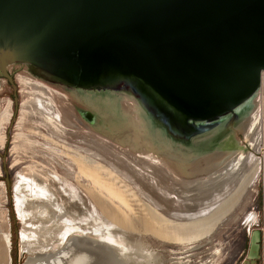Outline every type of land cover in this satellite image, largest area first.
I'll list each match as a JSON object with an SVG mask.
<instances>
[{
	"label": "bare ground",
	"instance_id": "1",
	"mask_svg": "<svg viewBox=\"0 0 264 264\" xmlns=\"http://www.w3.org/2000/svg\"><path fill=\"white\" fill-rule=\"evenodd\" d=\"M3 56L7 72L22 69L15 76L20 99L11 166L20 163L26 143L36 151L42 144L58 160L64 156L66 163L76 164L75 174L68 167L69 172L60 171L63 176L34 160L14 171L12 198L21 220L19 251L28 254L20 264H165L162 253L145 239L146 233L164 243L185 245V254L170 258V264L217 263L220 250L211 243L212 236L227 207H215L221 205L215 202L223 194L215 186L224 177L223 192H227L247 168L252 179L262 167V157L255 152L264 148V70L232 112L192 132L183 116L166 108L140 79L115 73L106 84L70 81L22 55L5 51ZM4 83L0 80V88ZM248 101L251 109L236 130L214 147H200L231 117L241 116ZM1 104L5 107L0 111L2 148L13 110L10 100L0 98ZM27 132L40 140L28 138ZM245 142L250 149L243 147ZM41 148L38 152H43ZM67 174L73 175V181L65 178ZM81 176L91 181H82ZM102 179L126 193L106 186ZM6 200L5 183L0 180V264H11ZM255 220L253 211L245 219L249 224ZM258 237V230H253L249 260L243 264L254 263ZM207 243L211 245L196 252Z\"/></svg>",
	"mask_w": 264,
	"mask_h": 264
},
{
	"label": "water",
	"instance_id": "2",
	"mask_svg": "<svg viewBox=\"0 0 264 264\" xmlns=\"http://www.w3.org/2000/svg\"><path fill=\"white\" fill-rule=\"evenodd\" d=\"M5 51L70 81L140 79L193 132L259 82L264 0H0V73L10 78ZM250 109L248 101L200 147H213Z\"/></svg>",
	"mask_w": 264,
	"mask_h": 264
},
{
	"label": "rangeland",
	"instance_id": "3",
	"mask_svg": "<svg viewBox=\"0 0 264 264\" xmlns=\"http://www.w3.org/2000/svg\"><path fill=\"white\" fill-rule=\"evenodd\" d=\"M7 65H8V62H6V66ZM17 70H15L13 72H9L8 71V75L10 76V78H8L5 75H3L2 73H0V80H4L5 81L3 86L0 88V98H5L6 100H10V104H11L12 110H13L9 123L7 125H5V142H4V146L2 148L0 147V153L3 154L2 157L0 156V167H1L0 180H2L5 177H6V179H8V180L10 179L11 180V190H10V192H11V203H13V207H14V202H13V198H12V185H13V179H14V171H15V173L18 170L21 171L23 166L25 167L26 165L29 164L28 161H30V160L38 161L37 164H40V165L42 164V166L46 167L48 170H50V172H55L56 171L57 175H62L61 173L63 171L66 173L69 170V168L70 169L72 168L71 172L74 170L72 172L73 174H75V171H76V164L74 163V161H72V162L70 161L69 163H66L64 156H61L60 157L61 159L59 158V160H62V161H59L57 159L58 155L55 154V153H54L55 154L54 155L53 152H51L50 150L48 151L47 148H43L42 144L39 145V148L42 147L41 150H43V149L44 150H43V152H38L39 148L36 151V149H33L31 147L34 150L33 151L31 148H29L30 146L26 143L27 145L25 144L23 146V151L24 152H22V154H21L22 156L20 155V157H21L20 158L21 160L19 159L20 163H16L14 166H11L12 160H10V159H13L12 157H14L13 155H15V154H11L10 153V146H11V141H12V138H13L12 136L14 135V132H15V120H16V116H17L16 115L17 110L14 111V104H17V107H18V103H19V99H20V95H19L20 94L19 93L20 88H19L18 82L16 81V77L15 76L22 69L19 68ZM263 87H264V74H263ZM4 108H5L4 105L1 104L0 105V111H2V109L4 110ZM237 126H235L231 131L236 130ZM31 135H33V134H28V132H27V137L28 138L40 140L38 136L33 135V137H32ZM235 135H237L239 138L241 137V135L238 132H236ZM218 142H216L215 145H213V147L216 146ZM6 143H7L8 146L5 149ZM243 147L250 149V145L248 144V142H245ZM28 149L31 150V151H29ZM46 149H47V151H46ZM31 152L34 153V154H32ZM35 152H37L38 155ZM45 152H46V154H45ZM253 152H255V151L253 150ZM40 153H42V154H40ZM255 153L258 156H262V154L264 153V148L262 150H260V151H256ZM35 154H36V156H33ZM40 160H42L41 163L39 162ZM58 162H60V163H58ZM3 164H5L6 168H7V172L6 173L2 170V165ZM67 164H68V166H67ZM60 165H62V166H60ZM71 165H73V166H71ZM18 168H20V169H18ZM60 171H62V172L60 173ZM248 171H249V168L246 169L245 173L241 177V180H239L236 183V185L234 187H232V189L227 191V192H223V190L226 187L224 177H221L218 180V182H217V184L215 186V187H218V188H215V189L218 190L219 193L222 192L223 194L215 202V205H217V203H218V204H221L222 206L221 205H217V206L214 205V206L216 208H218V207H220V208L227 207V208H225V209H227V211L225 210L226 213L223 215V221L221 222V225H219V227L217 228V230L213 234V236H212L213 240L211 239L212 240L211 243L212 244L214 243L216 246H218V248L220 250L219 253H218L217 263L216 264H243L244 260L248 259V249H249V242H250L251 232L253 230H259L260 236H261V223H260L259 219H260V212H261L262 167L259 169L258 173H256L254 175V177H252V179H250V172H248ZM66 176L67 177H65V178H68L69 180L73 181V179L71 178V177H73V175L69 176L67 174ZM81 177H80V180H82V181L86 182L85 179H87V181H91L90 178H88V177L86 178V176H84V177L81 176ZM2 181L5 183L6 193H7L6 181L5 180H2ZM103 181H104L103 179L100 180V182L105 184L106 186L112 187V188H115V189L118 188L117 190H119V192L122 193V194L126 193L123 188H119L117 185H114L110 181H109L110 184H107L108 181H104V182ZM218 184H219V186H218ZM237 187H238V189H236ZM238 192H239V194H238ZM225 195H226L227 199H226ZM223 197H225V199ZM222 201H224V202L226 201L225 202L226 204L224 202H222ZM7 203H8V197H7V200H6L5 204H4L6 207H7ZM125 207H126L127 210H130L126 205H125ZM13 211H14V215H15V219H16V223H17L16 224L17 225V231H18L17 234H18V237H19V230H20V227H21V220L19 219V217H18V215H17V213L15 211V208H14ZM251 211L256 213L257 220H255L254 222L249 224V223H247L245 221V219H246V216H248V214ZM229 214H231V215H229ZM8 215H9V213H8ZM226 215H228L229 217H227ZM16 216H17V218H16ZM224 216H226V218ZM9 222H10V218H9ZM145 239L156 250H158V251H160L162 253V255L164 257V258H162V260L165 261V264H170L168 262V260L170 258L182 256V255L185 254L184 253V251L186 249L185 245H174V244H171V243L169 244L168 242L164 243V241H161L160 239L158 240L157 237H155L154 235H152L150 233H146ZM159 241H161V242H159ZM260 241H261V237H260ZM211 243H207V244H204V245L202 244L203 247L201 246L198 250H196V252L201 251L202 249L205 248V246L211 245ZM16 255H17V264L22 263V261H24L27 258V256H28L27 252H20L19 251V239L18 238H17V244H16ZM191 259H196V255L191 257ZM261 261H262V255H261V246H260V243H259L258 254H257L256 258H254V263L253 264H261ZM248 264H252V262H249Z\"/></svg>",
	"mask_w": 264,
	"mask_h": 264
},
{
	"label": "trees",
	"instance_id": "4",
	"mask_svg": "<svg viewBox=\"0 0 264 264\" xmlns=\"http://www.w3.org/2000/svg\"><path fill=\"white\" fill-rule=\"evenodd\" d=\"M15 98V97H14ZM17 110V104H14V111ZM14 118V117H13ZM7 143L5 145V149L7 148ZM0 156L2 157L3 154L0 153ZM2 170L6 173L7 172V168L6 165L3 164L2 165ZM2 180L6 181V177L3 178ZM10 184H11V180L9 179V185L6 184L7 186V197H8V203H7V208H8V213H9V218H10V231H11V249H10V254H11V264H17V255H16V244H17V223H16V219H15V215H14V211H13V206L11 203V192H10Z\"/></svg>",
	"mask_w": 264,
	"mask_h": 264
},
{
	"label": "crops",
	"instance_id": "5",
	"mask_svg": "<svg viewBox=\"0 0 264 264\" xmlns=\"http://www.w3.org/2000/svg\"><path fill=\"white\" fill-rule=\"evenodd\" d=\"M261 223V255L262 261L261 264H264V153L262 154V180H261V212L260 219Z\"/></svg>",
	"mask_w": 264,
	"mask_h": 264
},
{
	"label": "built area",
	"instance_id": "6",
	"mask_svg": "<svg viewBox=\"0 0 264 264\" xmlns=\"http://www.w3.org/2000/svg\"><path fill=\"white\" fill-rule=\"evenodd\" d=\"M262 157V156H261Z\"/></svg>",
	"mask_w": 264,
	"mask_h": 264
}]
</instances>
